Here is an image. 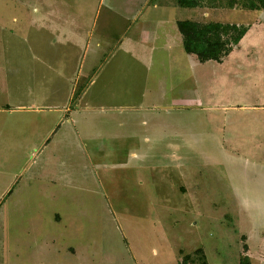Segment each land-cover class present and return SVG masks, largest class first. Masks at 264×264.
<instances>
[{"label":"rangeland","instance_id":"1","mask_svg":"<svg viewBox=\"0 0 264 264\" xmlns=\"http://www.w3.org/2000/svg\"><path fill=\"white\" fill-rule=\"evenodd\" d=\"M222 2L0 0V264L264 259V10ZM154 3L171 51L117 49ZM181 19L250 29L200 62Z\"/></svg>","mask_w":264,"mask_h":264},{"label":"trees","instance_id":"2","mask_svg":"<svg viewBox=\"0 0 264 264\" xmlns=\"http://www.w3.org/2000/svg\"><path fill=\"white\" fill-rule=\"evenodd\" d=\"M183 7H217L222 0H176ZM227 7H237L248 10L264 9V0H225ZM224 5V4H221ZM181 34L184 51L196 56L200 62L209 60L222 62L223 59L238 45L248 32L250 25L237 22L218 20L181 19L176 21ZM243 249H246L243 246ZM192 256L186 253L179 264H192ZM201 264H209L204 254L200 256ZM238 264H250V258L241 254Z\"/></svg>","mask_w":264,"mask_h":264},{"label":"crops","instance_id":"3","mask_svg":"<svg viewBox=\"0 0 264 264\" xmlns=\"http://www.w3.org/2000/svg\"><path fill=\"white\" fill-rule=\"evenodd\" d=\"M159 5L160 4H158V3H154L152 6V9L147 10L143 25L140 28L138 35L134 36L137 39H136V41L132 40L135 42H132L130 38H127L126 37L127 33H126L120 40L117 41L115 47L117 49H121L125 53L132 54V56H134V54H137L138 52H140L141 56H143L144 58H147V59H151L153 57V55L158 53V52H170L171 49L173 48L174 39L175 38L177 39V37L174 36L171 27L168 25L167 20H163V19L156 20L154 17L148 18L151 16L150 13L152 11L157 10L158 8H160L162 10L165 9V5H161V6H159ZM262 10H264V9H262ZM114 12H116V10ZM132 14L135 17L136 15L140 14V10H138L137 8L133 9ZM123 17H124V19L129 20V18H127L125 16H123ZM143 17H144V15H143ZM48 18L51 19V22L48 25L50 28H55V27L59 26V24H61V22L59 23L60 19L57 18L56 16H53L52 14H48ZM54 20H58L56 22L58 24L53 23ZM47 22H49V21H47ZM127 24L129 25L130 22H128ZM175 24H176V22H175ZM129 27L130 26H128V29H129ZM76 35H77V37L75 38L76 43H74V44L71 43V44H73L74 46L77 47V46H80L81 44L84 43L85 36L83 35V33L81 31L76 32ZM245 35L243 36V38L245 37ZM55 36H57V38H54L56 41L58 39H63L66 42H74V41H70V39L71 40L73 39V36L70 33L61 32V34H57ZM178 39H179V37H178ZM78 41H80V43ZM105 45H107V43ZM189 55H193V54H189ZM195 58H196V56H195ZM147 70H149V68ZM155 70H158V69H155ZM4 191L5 190H2L1 193L3 194ZM56 218H58V216H56ZM243 237H245V235H243ZM243 237H242V240H243ZM246 240L247 239H245L243 241V246H245L246 249H243V246H242L241 254L249 256V254H248L249 244L246 242ZM249 258H250V264H264V259H262V258L257 259V258L252 257V256H249Z\"/></svg>","mask_w":264,"mask_h":264}]
</instances>
